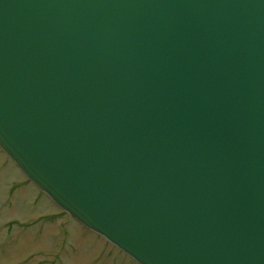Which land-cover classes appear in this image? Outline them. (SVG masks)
I'll use <instances>...</instances> for the list:
<instances>
[{"label":"water","instance_id":"95a60500","mask_svg":"<svg viewBox=\"0 0 264 264\" xmlns=\"http://www.w3.org/2000/svg\"><path fill=\"white\" fill-rule=\"evenodd\" d=\"M0 149L137 264H264V0H0Z\"/></svg>","mask_w":264,"mask_h":264},{"label":"rangeland","instance_id":"374dc122","mask_svg":"<svg viewBox=\"0 0 264 264\" xmlns=\"http://www.w3.org/2000/svg\"><path fill=\"white\" fill-rule=\"evenodd\" d=\"M0 264L135 263L56 209L0 151Z\"/></svg>","mask_w":264,"mask_h":264},{"label":"flooded vegetation","instance_id":"af4514ba","mask_svg":"<svg viewBox=\"0 0 264 264\" xmlns=\"http://www.w3.org/2000/svg\"><path fill=\"white\" fill-rule=\"evenodd\" d=\"M58 229H59L60 231H62L63 228L59 225V226H58ZM58 232H59V231H58Z\"/></svg>","mask_w":264,"mask_h":264}]
</instances>
